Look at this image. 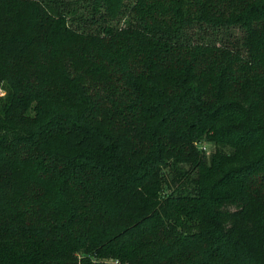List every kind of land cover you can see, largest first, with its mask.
Segmentation results:
<instances>
[{
	"label": "trees",
	"instance_id": "16d2710c",
	"mask_svg": "<svg viewBox=\"0 0 264 264\" xmlns=\"http://www.w3.org/2000/svg\"><path fill=\"white\" fill-rule=\"evenodd\" d=\"M0 83V264H264V0H0Z\"/></svg>",
	"mask_w": 264,
	"mask_h": 264
},
{
	"label": "rangeland",
	"instance_id": "374dc122",
	"mask_svg": "<svg viewBox=\"0 0 264 264\" xmlns=\"http://www.w3.org/2000/svg\"><path fill=\"white\" fill-rule=\"evenodd\" d=\"M232 33H233V37H237V38L241 37V34H242L241 31L238 30V29H232ZM224 37H225V35H224ZM0 87L3 88L2 83H0ZM25 117L27 118L28 121H29V119L30 120L33 119L31 122H28L29 125H30V127H32L33 124L37 121V119H35L34 114L32 112L27 111L25 113ZM25 123H27V122H25ZM205 143H209L211 145V148L209 149V151L206 153L203 149H200V150H202L203 152H205L206 155H209L212 151H214L215 145L213 143L207 142V141H203V142L198 143V144L203 145Z\"/></svg>",
	"mask_w": 264,
	"mask_h": 264
},
{
	"label": "clouds",
	"instance_id": "9594fccd",
	"mask_svg": "<svg viewBox=\"0 0 264 264\" xmlns=\"http://www.w3.org/2000/svg\"><path fill=\"white\" fill-rule=\"evenodd\" d=\"M6 96H7V92L2 87H0V99ZM196 147L198 150L203 149L207 153L209 149L211 148V145L209 143H205L203 145L197 144Z\"/></svg>",
	"mask_w": 264,
	"mask_h": 264
}]
</instances>
